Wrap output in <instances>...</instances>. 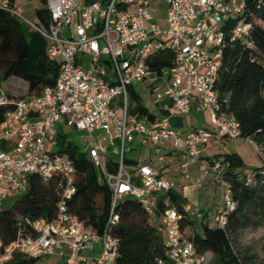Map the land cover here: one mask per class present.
<instances>
[{"label": "built area", "instance_id": "obj_1", "mask_svg": "<svg viewBox=\"0 0 264 264\" xmlns=\"http://www.w3.org/2000/svg\"><path fill=\"white\" fill-rule=\"evenodd\" d=\"M45 1L50 21L42 28L24 19L13 0H0V11L35 29L46 41L47 55L58 62L55 84L37 95L9 97L0 88V106H10L0 119V203L9 194L23 192L31 175L43 182L60 179V199L51 220H29L13 241L3 244L0 239V264H11L16 256L39 259L52 254L61 257V264H81L86 261L83 252L97 242L96 264H116L118 239L110 229L119 221L115 210L124 198L137 201L162 228L165 256L156 264H212L209 253H198L181 230V221L193 212L171 202L168 191L174 182L160 175L151 160L131 171L123 158L140 137L151 156L161 160L160 145L166 141L187 157L181 162L187 176L189 164L213 136L238 138L239 123L219 110L214 83L224 28L230 26L233 39L247 35L240 17L243 0H163L164 26L153 21L151 0ZM163 50L172 52V64L155 71L148 60ZM145 80L154 85L156 99L168 100L167 116L150 120L130 112V88ZM193 106L208 113L213 130L180 134L171 126L170 116L186 114ZM58 125L83 133L89 143L83 152L95 166L97 180L111 191L100 233L68 208L75 168L67 153L56 149ZM245 141L262 153L253 138ZM111 150L118 154L114 173L105 167ZM221 171L219 160L203 168L205 175L212 174L222 197L208 224L224 228L235 203Z\"/></svg>", "mask_w": 264, "mask_h": 264}, {"label": "trees", "instance_id": "obj_2", "mask_svg": "<svg viewBox=\"0 0 264 264\" xmlns=\"http://www.w3.org/2000/svg\"><path fill=\"white\" fill-rule=\"evenodd\" d=\"M94 1L84 0L85 3ZM243 2L240 17L248 32L242 38L233 39L230 26L224 28L221 63L214 90L218 95L219 110L237 119L238 137L253 138L262 145L260 154L264 155V0ZM35 17L37 26H48L50 14L45 6L35 9ZM172 59V52L163 50L148 63L153 70L159 71L171 66ZM57 75L58 62L47 55L45 39L35 29L24 32L19 20L0 11V80L19 78L26 88V96H31L53 86ZM130 94L135 102L130 112L152 120L154 116L139 101L133 88H130ZM9 107L0 106V119ZM58 145L65 148L61 151L67 153L75 168V192L67 201L68 208L100 233L109 215L111 191L106 183L97 180L95 166L76 144L61 138ZM216 160L220 161L222 177L230 185L234 208L228 213L224 228L204 223L201 231H197L193 229V220L185 218L181 221V230L192 240L198 253L211 254L212 264H255L235 250L233 237L237 231L251 224L250 213L253 211L257 210L264 217V165L248 166L236 152L209 157L210 164ZM105 167L114 173L117 161L108 158ZM60 184L58 178L43 182L37 175L29 177L20 198L9 208L0 209V239L3 244L13 241L17 233L28 226L29 220H51L55 216ZM168 197L178 207L182 206L183 198L176 189L168 191ZM158 205L163 208L161 199ZM115 211L119 214V221L110 231L118 239L116 264H156L158 258L165 256L162 228L159 223L149 220L137 201L124 198ZM185 228L191 232L186 233ZM37 260L16 256L11 263L35 264Z\"/></svg>", "mask_w": 264, "mask_h": 264}, {"label": "crops", "instance_id": "obj_3", "mask_svg": "<svg viewBox=\"0 0 264 264\" xmlns=\"http://www.w3.org/2000/svg\"><path fill=\"white\" fill-rule=\"evenodd\" d=\"M14 3L15 0H13ZM84 2V0H81ZM46 4V1L44 2ZM17 4V3H16ZM41 7V6H40ZM46 7V6H45ZM38 8V7H37ZM149 82V83H148ZM145 91L149 90L150 95L149 98L153 101L156 108L160 111L166 112L168 115V100L163 99H156L153 93L154 85H150L151 82L149 80H145L143 82L138 83ZM136 84V85H138ZM135 86L133 89L135 90ZM136 92V91H135ZM139 97V101L146 107V105L140 100V94L136 93ZM135 105V102L132 106ZM147 108V107H146ZM156 119L155 114L149 111ZM207 112H197L195 107L193 106L191 110L183 115H173L170 116L169 121L171 126L180 134H185L191 130H195L197 128H207V124L204 123L206 119ZM209 116V115H208ZM66 129H71L68 126H60L58 125V140L60 139L59 136H62V131ZM213 130V128H212ZM63 139V137H61ZM215 138H225L219 136H213L209 141ZM65 139V137H64ZM225 139H239L238 138H225ZM242 140L236 141V146L241 147L243 144L249 145L244 138ZM208 141V142H209ZM207 142V143H208ZM205 144V146L207 145ZM223 143L222 141L219 144ZM57 145L56 149H59ZM203 147L199 157L192 163L189 164L187 169V176L183 173L181 168V162L187 160V157L182 152L175 150L171 147L169 142H161L160 151L162 155V159L158 160L156 156L152 157L150 153V147L147 143H143L140 137H137L136 140L129 146L127 151L130 152L128 157L125 156L124 164L129 170L135 169L138 165L149 162L150 160L153 161L154 165L157 167L158 172L160 175H164L168 177L170 180L174 182V189H176L183 198L182 205H187L193 214L190 218L194 222L193 229L195 228L197 231H200L202 224L207 223L211 218L212 214L216 211V209L220 206L221 201H215L214 193L216 191L220 193V191L216 188L214 179L212 174L205 175L203 173V168L211 165L209 163V157L203 154ZM250 149L252 150L253 154L257 156H262L253 146L249 145ZM126 152V151H125ZM227 152H235V151H227ZM222 153V152H221ZM224 153V152H223ZM241 156V158L245 161V157H248L246 152L241 154L239 151L236 152ZM219 154V153H218ZM108 158H112L117 160L118 154L111 150L108 153ZM264 160V158H262ZM247 164V162L245 161ZM248 166H254L253 164H247ZM264 165L262 163L257 164L256 166ZM194 186L195 188H192ZM99 251V243H95L90 248L86 249L83 252V255L86 257V261L82 262L81 264H96L95 257ZM40 259H45L44 261H40ZM61 257L58 254L47 255L44 257L39 258L35 264H61ZM40 261V263H38Z\"/></svg>", "mask_w": 264, "mask_h": 264}, {"label": "rangeland", "instance_id": "obj_4", "mask_svg": "<svg viewBox=\"0 0 264 264\" xmlns=\"http://www.w3.org/2000/svg\"><path fill=\"white\" fill-rule=\"evenodd\" d=\"M15 2L20 7V15L24 19L34 24H36L35 9L40 6H46V4L42 0H15ZM165 11L166 5L163 0H151V13L153 21L159 24L160 26H164L165 24ZM17 20L21 22V26L24 32H27L28 29H30V27H28V25L23 20ZM232 22L233 19H231L229 23ZM0 85L2 86L3 90L7 91L15 98L26 97L27 95L25 86L17 77H12L5 82L0 80ZM150 85L152 86L153 84L151 83ZM135 91L136 93L140 94V100L146 105L149 111L155 114L156 119H160L164 116H167V113L163 112V110H158L153 101L149 98V90L145 91L143 87L138 84L135 87ZM128 99L129 105L131 107L134 103V100L131 95ZM204 123L207 124V128L209 130H212L213 125L210 123L208 114L206 115ZM61 135L62 136H59L60 139L58 140V142L61 141V137H65L66 141L76 144L81 151L86 150L89 145V143H85L83 141L82 132L66 129L62 131ZM237 140L241 141L242 139L215 138L207 143L203 150V154L207 156H212L213 154H218L221 152L223 153L227 151H239L241 154H244L243 152H246L248 154V157H245V161L247 162V164H253L254 166L260 163L264 164V160H262V158H264V155L257 156L256 154H253L249 145L245 143L241 147L236 146L235 143ZM220 141H222L223 143L219 144ZM58 147L60 148V150H65V148L63 149V147L61 146ZM129 155L130 152L126 149L125 156L128 157ZM192 188L195 187L192 186ZM20 195L21 193H13L7 195V197H5L1 201L0 209L9 208L13 204V202L20 198ZM214 198L215 201L222 200L221 194H219L218 191L214 193ZM250 219L251 224L249 226L240 229L234 234L233 240L235 243V250L247 261H251L255 264H264V217H262L261 213L256 210L250 213ZM256 222H258V224H255ZM184 231L186 233L191 232V230H188V228H185ZM209 256L211 257L210 253ZM44 260L45 259H40V261ZM40 261L38 263H40Z\"/></svg>", "mask_w": 264, "mask_h": 264}]
</instances>
